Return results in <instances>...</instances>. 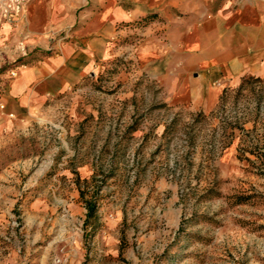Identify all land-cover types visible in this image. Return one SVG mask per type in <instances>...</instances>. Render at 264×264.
Returning a JSON list of instances; mask_svg holds the SVG:
<instances>
[{
	"label": "rangeland",
	"instance_id": "374dc122",
	"mask_svg": "<svg viewBox=\"0 0 264 264\" xmlns=\"http://www.w3.org/2000/svg\"><path fill=\"white\" fill-rule=\"evenodd\" d=\"M29 1L0 0V264H264V78L195 109L125 54L27 117Z\"/></svg>",
	"mask_w": 264,
	"mask_h": 264
},
{
	"label": "crops",
	"instance_id": "0c3cea01",
	"mask_svg": "<svg viewBox=\"0 0 264 264\" xmlns=\"http://www.w3.org/2000/svg\"><path fill=\"white\" fill-rule=\"evenodd\" d=\"M25 17L19 55L37 58L8 81L6 101L27 117L125 54L168 101L195 109L213 108L244 78H264V0H31Z\"/></svg>",
	"mask_w": 264,
	"mask_h": 264
},
{
	"label": "trees",
	"instance_id": "16d2710c",
	"mask_svg": "<svg viewBox=\"0 0 264 264\" xmlns=\"http://www.w3.org/2000/svg\"><path fill=\"white\" fill-rule=\"evenodd\" d=\"M221 99V97H220ZM86 207L88 209V212L91 213L95 209L94 201H87Z\"/></svg>",
	"mask_w": 264,
	"mask_h": 264
}]
</instances>
